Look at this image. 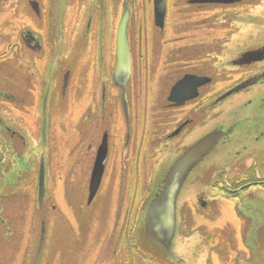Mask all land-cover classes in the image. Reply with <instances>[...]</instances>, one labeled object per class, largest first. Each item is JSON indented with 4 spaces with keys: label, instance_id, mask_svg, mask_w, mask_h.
Returning <instances> with one entry per match:
<instances>
[{
    "label": "flooded vegetation",
    "instance_id": "1",
    "mask_svg": "<svg viewBox=\"0 0 264 264\" xmlns=\"http://www.w3.org/2000/svg\"><path fill=\"white\" fill-rule=\"evenodd\" d=\"M248 1H183L186 8L201 10L199 14L216 7L231 12L233 17L226 22L230 39L249 46L227 59L220 58L211 14L201 26L198 16H187V21L181 14L176 21L167 18V7L164 22L159 24L153 6L154 19L147 20L144 29L143 25L134 29L130 0L131 71L127 77L115 75L125 1L120 17L116 0H0V72L4 75L0 77V238L13 241L8 213L14 212L15 202L28 190L41 214L39 249L44 231L47 236V209L52 225L58 222L55 191L71 180L68 168L57 176L51 131L71 126L63 120L69 113L76 117L74 124L86 130L79 143L85 144V153L76 161L77 170L85 173L78 182L81 203L88 208L94 203L110 178L112 163L120 162L118 212L106 256L112 252L113 264L189 263L186 256L175 254L174 242L168 250L147 234L148 209L162 179L142 195L130 183L133 178L127 182L134 162L129 149L133 101L153 106L154 127L164 130L157 147L153 146L161 151L158 166L171 167L184 151L213 131L228 133L188 178L195 180L194 187L205 177L211 178L205 191L190 196L189 212L184 210L194 223L188 219L186 223L184 214V223L179 225L184 188L178 198L175 233L182 247L186 242H182L181 228L195 224L203 228L204 222H217L213 217L218 213V199L226 201L232 211L228 221L264 222V8L260 10L261 4L247 8ZM189 21L198 29L189 28ZM14 69L20 70L19 78ZM172 71H176L175 79L170 77ZM222 75L231 81L235 78L233 86L224 89ZM13 78L20 80V87ZM236 94L247 97L236 101L239 106L234 109L219 111L223 101ZM116 114L123 119L125 130L118 140L110 129L117 124ZM116 143L118 149H114ZM110 183L107 189L113 190ZM143 233L153 247L149 252L142 245ZM231 251L240 253L234 244ZM236 264L251 262L240 258Z\"/></svg>",
    "mask_w": 264,
    "mask_h": 264
},
{
    "label": "rangeland",
    "instance_id": "2",
    "mask_svg": "<svg viewBox=\"0 0 264 264\" xmlns=\"http://www.w3.org/2000/svg\"><path fill=\"white\" fill-rule=\"evenodd\" d=\"M116 1L121 17L124 1ZM183 1L184 0L168 1L167 18L176 21L177 17H181V14L183 15L182 18L187 21V18H189L187 16H198L195 18H199L201 20H199V24L203 26L202 23L204 22L207 24V19H209L206 15L211 14L210 16L213 18L212 23H216L215 25L218 31L217 39L221 52L220 58L231 59L233 55H236L249 46V44L244 43V41L238 43L237 41L233 42L234 39H230L232 34L231 32L228 33V23L226 22L228 18L230 21V18L233 17L231 12L228 13L225 12L224 8L216 7L206 14H199L201 10L198 12L192 11V8L185 7ZM256 5L260 6L259 8L261 10L264 8V0H249L247 8H255ZM153 6L154 0H131L130 8L132 17L130 22L135 24L134 29H138L137 27L142 25L144 29L147 26V20L154 19ZM204 19H206V21H203ZM189 22L191 23L189 28H197V24H192V21ZM19 71L20 70L14 69V73L18 75V78L20 76ZM170 73L172 74V76H170L171 79L177 77L175 76L176 71ZM1 76L4 77L0 72V77ZM18 80L13 78V82L20 87L21 83H19L20 80L19 82ZM234 80L235 78L231 81L230 78L222 75L221 82L223 88L228 89L233 86ZM140 90H142V88ZM139 92L143 93L144 91L142 90ZM246 97L247 95L236 94L224 100L219 111L223 112L234 109V106H239V103L236 101ZM131 107L132 141L129 149H131L130 151L134 162L132 161L133 171H130L127 182L133 178L135 182L131 180L130 183H133L138 189V192H140V195H142L146 194V190L150 188L151 190L153 187L155 189L158 182L157 179L159 177L161 179L163 178L165 173L169 171L170 165H157V162L161 160V151L156 150L153 146L157 147L159 142L158 137L164 130H162L161 127H154V120L152 119V113L154 111L153 106L150 104H137L136 101H133ZM18 109L22 110V108ZM116 118L117 120L115 122H117V124L114 123L110 129L112 137L118 140L120 136L121 139L123 138L125 130L123 128V119L121 116L118 117V114H116ZM75 119V116L74 118L72 116L69 117V113H65L63 120L67 121V123L71 122V126L65 125L64 128L51 131V144H53L52 153L54 163L57 165V169L55 167L57 176L59 172L62 173L63 170L66 171L68 168L71 180L67 185H61L55 191V202L60 213V215L57 216L59 217L58 222L52 225L51 218L49 217V209H47L44 215V217L47 216L45 217L47 218V225L45 226L48 228L47 236H45L47 240L45 239L40 254L37 255L38 250H40L38 247L40 243L39 235L41 232V228H39V216L41 214L38 212L39 209L35 196H33L31 190L27 189L28 191L15 202L14 205L16 209L14 212L10 211L8 213V218L11 222L10 227L13 230V241L9 243L3 238H0V243L2 242V244H0V264H33L35 260L37 264L114 263V258L111 255L113 249L110 250L111 253L109 256L106 255L107 245L111 242V237H113V221L118 212L115 198L120 195V180H122V172L119 170L120 162L114 160L112 163V173H110V178L106 180L107 182H111L109 187L113 186V190H110V188L107 189V182H104V187L99 192L98 198L89 208L81 203L80 199L82 195L80 190L82 189L80 188L81 184L78 182L81 183L80 179L84 177L85 173H83L84 171L77 170L76 161L82 152L85 153V144H80L79 146V143L82 142L81 138H84L86 130L84 127H78L80 123L76 126V124H74ZM76 130H78L79 133ZM54 132H57L56 139L53 138ZM118 147L119 143H116V145L114 144V149H118ZM219 156L221 160L224 157L220 153ZM142 163H144V165H141ZM84 166H86V164ZM143 167L145 169H141ZM221 168L222 165L220 166V169ZM138 179H140V182ZM161 179H159V181H161ZM210 179L211 178L205 177L202 184L197 187L193 186L195 180H188L181 194V200L185 203H181L179 206V225L184 223V214L185 211H187L186 207L191 204L189 202L190 196L197 191H199L198 193L205 191L207 185L211 183ZM136 199L140 202V197H136ZM227 208V202L218 199L217 207L215 208V210H218V213L213 217L217 222H204V224H202L203 228L198 227V224L189 225V227H183V229L181 228L184 233L182 242H186V244L182 247V243H180L181 237L176 238L175 236L173 241L176 246L175 254L181 257L186 256L189 262L187 264H236L237 259L240 258L251 262V264H264V222L261 220L256 223H244L241 221L230 222L228 218L231 217L232 211L230 212ZM189 216L190 214L187 215V217L185 214L186 223ZM190 218L192 217L190 216ZM190 220L191 219H188L189 222L193 221ZM181 230H179V232H181ZM147 237L145 233L142 234V245H145L149 252L153 250V247H150L151 244ZM187 244H189V246ZM233 244L236 245V251L240 253L235 254L231 251ZM250 252L252 257L249 256ZM200 253L201 255L198 257L195 256ZM179 264L185 263L181 262Z\"/></svg>",
    "mask_w": 264,
    "mask_h": 264
},
{
    "label": "water",
    "instance_id": "3",
    "mask_svg": "<svg viewBox=\"0 0 264 264\" xmlns=\"http://www.w3.org/2000/svg\"><path fill=\"white\" fill-rule=\"evenodd\" d=\"M124 1L125 13L120 21L121 25L118 31V66L115 75L124 74L128 77L131 71V54L128 43L127 26L131 11L128 7L130 0ZM167 1L168 0H154L155 19L159 24L164 22L166 17ZM125 104L124 107L127 114V107ZM226 134L228 133L213 131L207 136H204L203 139L197 141L191 148L184 151L169 168V171L163 176L158 194L152 199L149 206L146 223L147 234L155 238L158 243L162 244L168 250L171 248L172 242L176 236L178 198L186 182L189 180V176L194 172V169L204 162ZM40 185V196L43 198L45 192L43 181ZM44 236L45 231L43 233L41 247L45 239Z\"/></svg>",
    "mask_w": 264,
    "mask_h": 264
}]
</instances>
